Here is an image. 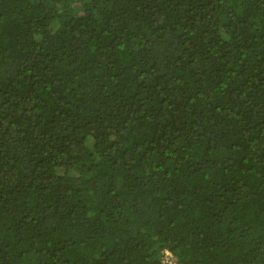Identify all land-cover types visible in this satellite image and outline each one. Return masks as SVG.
<instances>
[{
	"label": "trees",
	"instance_id": "trees-1",
	"mask_svg": "<svg viewBox=\"0 0 264 264\" xmlns=\"http://www.w3.org/2000/svg\"><path fill=\"white\" fill-rule=\"evenodd\" d=\"M0 264H264V0H0Z\"/></svg>",
	"mask_w": 264,
	"mask_h": 264
},
{
	"label": "rangeland",
	"instance_id": "rangeland-1",
	"mask_svg": "<svg viewBox=\"0 0 264 264\" xmlns=\"http://www.w3.org/2000/svg\"><path fill=\"white\" fill-rule=\"evenodd\" d=\"M165 253V251L163 252V254ZM168 256L166 255V253H165V256L163 255V260L164 261H166V262H169L170 263V261L172 260V259H170L169 257L167 258ZM167 258V259H166Z\"/></svg>",
	"mask_w": 264,
	"mask_h": 264
},
{
	"label": "built area",
	"instance_id": "built-area-1",
	"mask_svg": "<svg viewBox=\"0 0 264 264\" xmlns=\"http://www.w3.org/2000/svg\"><path fill=\"white\" fill-rule=\"evenodd\" d=\"M165 253H166V255L170 258V254L167 253V252H165ZM165 253H164V256H165ZM168 257H167V258H168ZM167 258H166V259H167ZM172 262H173V260L170 261V263H172Z\"/></svg>",
	"mask_w": 264,
	"mask_h": 264
},
{
	"label": "clouds",
	"instance_id": "clouds-1",
	"mask_svg": "<svg viewBox=\"0 0 264 264\" xmlns=\"http://www.w3.org/2000/svg\"><path fill=\"white\" fill-rule=\"evenodd\" d=\"M165 252H167V251H165ZM168 253V252H167Z\"/></svg>",
	"mask_w": 264,
	"mask_h": 264
}]
</instances>
